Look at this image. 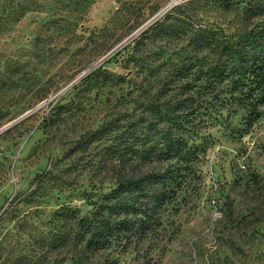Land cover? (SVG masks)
I'll return each instance as SVG.
<instances>
[{"label":"rangeland","instance_id":"374dc122","mask_svg":"<svg viewBox=\"0 0 264 264\" xmlns=\"http://www.w3.org/2000/svg\"><path fill=\"white\" fill-rule=\"evenodd\" d=\"M170 1L153 0L157 11L147 10L144 23L116 46L188 0H177L158 13ZM62 4L60 0H0V128L11 124L0 129V264H67L68 250L41 246L50 236L51 214L62 205L86 213L90 206L84 191L106 192L114 185L111 169L117 164V158L108 155L110 140L83 148L74 144L75 139L118 113L123 104L134 105L129 109L132 113L141 111L137 104L142 96L128 95L127 84L95 86L86 96L72 90L73 84L114 54L116 46L84 65L83 52L74 51V46L53 57L37 49V38L64 40ZM117 5L116 0H96L85 26H111L109 19ZM51 8L59 10L54 14ZM201 17L229 30L235 21L231 12L216 4ZM53 20L56 26L50 23ZM170 42L173 49L184 43L176 38ZM104 66L115 73L129 72L119 59ZM133 73L134 69L126 77L132 78ZM43 87L49 89L37 97ZM227 91L207 90L189 107L190 126L184 134L196 146L197 156L183 170L174 198L158 210V221L146 234L99 253L95 263L264 264V108L251 126L245 125V108L228 102ZM73 99H83L82 111L76 110L44 133L41 121L49 108L59 100ZM46 167L68 185L55 184L32 203L20 200L13 214H2L13 197L25 196L31 179Z\"/></svg>","mask_w":264,"mask_h":264},{"label":"trees","instance_id":"16d2710c","mask_svg":"<svg viewBox=\"0 0 264 264\" xmlns=\"http://www.w3.org/2000/svg\"><path fill=\"white\" fill-rule=\"evenodd\" d=\"M60 1L64 40L37 38L35 45L49 57L69 52L74 46V51L84 54L83 65L102 56L143 24L147 10L151 13L158 9L153 0H116L117 8L109 19L111 26L89 29L85 25L96 0ZM214 4L233 14L231 30L201 17ZM58 10L51 8L54 14ZM56 22L50 23L56 26ZM175 38L184 41L177 49L169 47ZM114 51L73 84L72 90L86 96L95 86L127 84L128 95L142 96L137 104L141 111L132 113L129 109L133 110L134 105L129 108L123 104L118 113L90 126L75 139L74 144L83 148L90 142L110 140L108 155L117 158V164L111 169L114 185L106 192L84 191L90 206L86 213L62 205L51 214L50 236L41 246L68 250L67 264H109L95 263L94 257L114 245L125 244L134 235L146 234L158 221V210L174 198L183 170L197 156L196 146L189 144L184 134L190 126L187 116L192 112L188 109L194 100L205 96L207 90L227 89L230 95L225 99L245 108L243 121L249 126L264 108V0L178 3ZM112 59H119L123 68L129 69L128 75L104 66ZM133 69L132 78L126 77ZM48 89L38 90L37 97ZM82 100L53 104L41 121L44 133L49 134L76 110L82 111ZM55 184L68 185L60 181L52 167H46L31 179L25 196L13 197L2 214H13L20 200L32 203Z\"/></svg>","mask_w":264,"mask_h":264},{"label":"water","instance_id":"95a60500","mask_svg":"<svg viewBox=\"0 0 264 264\" xmlns=\"http://www.w3.org/2000/svg\"><path fill=\"white\" fill-rule=\"evenodd\" d=\"M176 1H177V0H171L170 2H168V3L166 4V6H164L162 9H160L158 13H160L161 11H165L166 9H168L169 7H171V6L174 4V2H176ZM10 125H11V124H7L6 126H3V127L0 128V129L8 128Z\"/></svg>","mask_w":264,"mask_h":264}]
</instances>
